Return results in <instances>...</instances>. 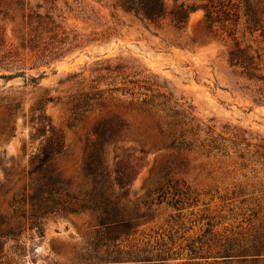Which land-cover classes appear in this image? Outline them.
I'll list each match as a JSON object with an SVG mask.
<instances>
[{
  "label": "rangeland",
  "instance_id": "374dc122",
  "mask_svg": "<svg viewBox=\"0 0 264 264\" xmlns=\"http://www.w3.org/2000/svg\"><path fill=\"white\" fill-rule=\"evenodd\" d=\"M118 1L31 0L65 30L81 37L77 47L51 58L47 51L20 46L28 31L22 11L0 0L4 39L0 54L15 52L17 70L37 78L33 86L24 84L23 76L0 77V219L4 221L0 260L18 264H224L216 252L227 242L249 240L264 225V165L253 152L264 144V106L240 90L243 79L227 62L232 37L219 23L207 28L200 9L189 13L185 28L175 30L166 23L162 27L144 24L124 13ZM180 2L197 4V0H165L166 9ZM235 37L259 54L264 73V35L250 34L239 26ZM106 62H121L130 71L153 76L160 90L171 92L172 100L190 106L204 130L209 127L213 135L225 138L226 147L219 151L196 145L165 147L166 137L151 119L133 108H121L128 98L119 92L106 97L102 108L68 126L66 100L76 86L75 81L64 79L75 73V80L83 77L86 84L97 75L91 71L96 64ZM8 73L0 69V74ZM48 96L60 101L48 102ZM40 111L49 118L51 130L47 126L36 130L41 126L35 119ZM113 113L124 116L130 126L115 151L120 156H143L144 164L124 204L129 213L137 208L144 215L109 248L136 254L137 260H128L122 253L123 261H113L104 252L105 241L88 210L43 218L42 236L28 229L24 217L29 214L28 195L34 187L32 158L49 139L60 136L64 149L53 164L71 191H83L88 186L83 166L93 139L91 127ZM204 135L202 131L200 138ZM113 153V146L106 145L108 164ZM17 222L22 229L12 239L7 230Z\"/></svg>",
  "mask_w": 264,
  "mask_h": 264
},
{
  "label": "trees",
  "instance_id": "16d2710c",
  "mask_svg": "<svg viewBox=\"0 0 264 264\" xmlns=\"http://www.w3.org/2000/svg\"><path fill=\"white\" fill-rule=\"evenodd\" d=\"M8 1L22 11L21 20L28 27L26 37L22 38L20 43L22 48L41 53L47 51L51 58H58L65 51L79 45L81 37L65 30L48 11L41 12L39 4L32 5L31 0ZM118 6L124 13L144 24L162 27L166 23L175 30L186 27L191 11L202 10L207 28L219 23L227 35L232 37L233 45L227 52V62L238 69V75L243 79L244 83L240 86V90H245L255 104L264 106V73L259 66V54L253 52L250 46L241 45L235 37L239 26L250 34L259 31L260 35H264V2L197 0V4L180 2L167 10L165 0H119ZM3 49L4 39L0 30V51ZM14 58L15 52L12 54L10 50L0 54V69L9 71L8 74H0V77L23 76L24 84L36 85V77H26L23 71L17 70ZM128 69L129 67L121 62L98 63L91 70L97 75L89 79L86 84L83 77L75 80L77 74H68L64 80L75 81L73 85L76 89L67 96L66 105L70 112L67 125L72 126L80 122L87 114L102 108L106 97L113 98L115 93L119 92L120 96L128 98V102L121 108L127 110L133 108L151 119L159 134L166 137L165 147L191 149L196 145L207 151H219L226 147L225 138L217 134L213 135L209 127L204 130L200 123L195 121L190 106L183 107L176 100H172L171 92L160 90L161 86L154 81L153 76ZM55 99L57 102L60 101L57 96H48L45 100L52 102ZM39 108L40 106H36L35 109ZM35 119L41 125L36 128L37 131L45 130L46 126L51 130L50 120L43 112L40 111ZM129 127L128 120L118 113L102 117L93 124L91 127L93 139L87 147V157L83 166L88 186L79 192L69 189L68 181L61 176L53 164L54 158L63 152V141L60 136L48 140L40 152L32 158L30 173H34L35 178L32 192L28 195L29 214L28 216L24 213L20 214L25 215L28 220V229L42 236L43 218L88 210L94 214L96 225L105 241L104 252L114 259L113 261H123L125 257L123 254L128 255L126 257L128 260H137L136 254L109 248L110 245L115 246L113 242L127 236L136 225L137 219L144 215L137 208L129 213L124 204L129 186L144 164L142 155L120 156L115 151L119 148L117 143L123 140ZM202 131L205 135L200 138ZM233 142L230 141L229 144ZM106 145H112L114 149L111 164L105 160ZM257 146L258 148L253 152L264 165V144ZM142 152L140 150V153ZM239 156L244 158L245 154L240 153ZM2 223L4 221L0 219V224ZM21 227V223L17 222L8 228L7 233L15 239L20 234ZM216 254L223 258L224 264H231L233 261L238 264H263L264 225L249 240L241 243L227 242ZM0 264L18 263L0 260Z\"/></svg>",
  "mask_w": 264,
  "mask_h": 264
}]
</instances>
